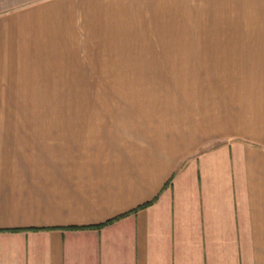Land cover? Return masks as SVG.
Masks as SVG:
<instances>
[{"label":"crops","instance_id":"1","mask_svg":"<svg viewBox=\"0 0 264 264\" xmlns=\"http://www.w3.org/2000/svg\"><path fill=\"white\" fill-rule=\"evenodd\" d=\"M78 76L150 92L20 104ZM31 107L82 111L0 116V264H264V0L2 11L0 108Z\"/></svg>","mask_w":264,"mask_h":264},{"label":"rangeland","instance_id":"2","mask_svg":"<svg viewBox=\"0 0 264 264\" xmlns=\"http://www.w3.org/2000/svg\"><path fill=\"white\" fill-rule=\"evenodd\" d=\"M38 0H0V12L14 9ZM49 81L50 78L43 81ZM150 78H85V77H62L54 78L53 84H32V92L25 94V102L20 104H43L46 101H108L120 100L130 104L137 99H142L145 94H149ZM93 83L95 92L73 93L70 89L86 88V84ZM39 90V91H38ZM82 110L76 109H40V108H20L6 109L0 108V116H28L37 117L39 115L48 116H71L79 115ZM84 115V114H83Z\"/></svg>","mask_w":264,"mask_h":264},{"label":"trees","instance_id":"3","mask_svg":"<svg viewBox=\"0 0 264 264\" xmlns=\"http://www.w3.org/2000/svg\"><path fill=\"white\" fill-rule=\"evenodd\" d=\"M152 203V202H151ZM150 204V202L148 203V204H145V205H143V206H141V207H145V206H147V205H149ZM113 220H110V221H108V222H106V223H104V224H101V225H98L97 227H102V226H104V225H106V224H108V223H110V222H112Z\"/></svg>","mask_w":264,"mask_h":264}]
</instances>
